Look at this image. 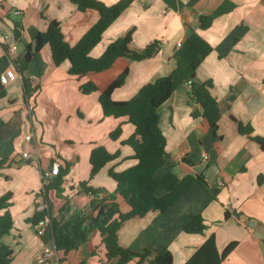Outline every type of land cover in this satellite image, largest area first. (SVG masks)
<instances>
[{
  "label": "crops",
  "instance_id": "0c3cea01",
  "mask_svg": "<svg viewBox=\"0 0 264 264\" xmlns=\"http://www.w3.org/2000/svg\"><path fill=\"white\" fill-rule=\"evenodd\" d=\"M101 1L111 5L118 0ZM223 3L233 4V8L201 30L199 15ZM98 18L97 10L81 11L70 0H0V34L9 40L6 43L0 37V76L15 74L4 83L7 95L0 99V159L10 161L0 168V196L12 192L14 220L10 232L2 237L13 249L10 264H42L37 258L45 244L27 219L37 208L43 174L55 161L62 167L65 160L72 163L63 176L64 195L72 209L90 212L116 187L109 169L120 171L136 163L133 148L122 143L134 126L124 122L121 136L110 138L109 133L124 119L104 116L100 91L84 94L80 86L93 80L104 88L128 66L125 83L112 93L114 100H127L137 95L143 84L174 69L176 43L193 31L213 47L197 68L195 80L212 81L211 94L220 108L218 127L213 132L205 117L192 116L200 106L189 103L190 85L178 87L158 108L159 125L167 140V159L158 173L173 171L180 177L204 173L208 185L194 183L164 213L149 211L127 219L118 230V242L135 251L167 246L173 253L172 264H184L213 234L219 253L229 242L237 241L221 264H264V146L251 138L264 137V0H133L105 30L91 55L98 57L130 28L134 29L132 49H144L154 40L160 41L158 49L151 57L119 58L110 69L84 76L69 74L67 60L55 65L49 44L36 53L27 50L53 19L60 22L65 39L75 44ZM12 43L17 45L13 57H29L26 75L38 85L29 102L23 98L22 76L10 59ZM239 122L251 125L252 133H241ZM28 134L31 139L26 138ZM96 145L118 151L119 156L91 177L89 159ZM24 151L30 156L23 157ZM219 180L224 186L218 185ZM82 181L99 189L100 195L84 191L79 185ZM48 197L53 214L58 216L66 199L58 197L54 189ZM117 201L122 212L130 210L122 197L117 196ZM226 210L230 213L227 218ZM198 214L206 223L204 232H185L183 226ZM247 221H254V226ZM105 252L101 233L95 231L77 249L66 255L60 252L61 263L111 264Z\"/></svg>",
  "mask_w": 264,
  "mask_h": 264
},
{
  "label": "trees",
  "instance_id": "16d2710c",
  "mask_svg": "<svg viewBox=\"0 0 264 264\" xmlns=\"http://www.w3.org/2000/svg\"><path fill=\"white\" fill-rule=\"evenodd\" d=\"M70 1L81 11L97 10L99 18L75 44H70L65 39L60 22L53 19L45 31L36 35L34 44L27 46L28 51L33 49L36 53L45 44H49L54 64L59 65L67 60L69 74L79 77L106 71L119 58L142 60L151 57L158 49L160 44L158 40L152 41L144 49H132L134 29L130 28L114 38L98 57L92 56L91 51L102 40L105 30L133 0H118L111 5L101 0ZM232 8L233 4L223 3L210 13L200 14L198 17L200 29L209 28L216 17L229 12ZM212 50V45L199 32L193 31L182 40V45L175 51L177 63L174 69L167 75L143 84L138 94L127 100H114L112 93L125 83L129 73L128 66H125L104 88L93 80H88L80 86L84 94L100 91L98 100L104 116L124 119L109 133L110 138L115 140L121 136L124 122L134 126L133 133L122 143L133 148L132 158L136 163L120 171L109 169L108 174L116 182V187L103 198L94 211L90 212L82 208L72 209L69 198L64 195L63 187V176L68 173L72 163L65 160L62 167L59 162V172L47 182L43 179V186L37 193V197H41L46 206L43 209L36 208L34 214L27 219L33 226L40 220H48L42 234H38L35 230L44 244L52 242L59 253L63 252L66 255L69 251L85 244L93 232L99 231L106 249L105 256L107 261L112 260L111 264H127L131 260H136L137 264L173 263V253L167 246H145L140 251L121 246L118 242V230L129 218L144 216L149 211L166 212L190 190L194 183L197 182L205 187L208 185L204 173H187L183 177L173 171L158 173L167 159V140L159 125L158 108L178 87L190 79L189 103L200 106V109L197 108L192 112V116L205 117L213 132H216L220 108L216 97L211 94L212 81L195 80L197 68ZM10 59L22 76L23 98L29 102L38 85L32 87L31 79L26 75L28 61L23 57ZM6 95L7 88L0 78V99ZM239 130L243 134L250 135L253 128L251 125L245 126L239 122ZM251 138L264 146V137L255 135ZM118 156V151L111 152L104 145L94 146L89 159L90 176L93 177ZM8 164L10 161L7 158L0 159V168ZM79 185L84 191L93 195L99 196L101 193L99 189L88 185L87 181H82ZM51 189L56 190L58 197L66 199L65 204L59 209L58 216L53 214V204L48 197ZM117 196L122 197L130 206L128 212L121 211ZM11 198L10 191L0 196V264H10L13 260L12 247L2 241V237L10 232L14 224L10 211ZM229 216L230 213L226 210L225 217ZM205 228L206 223L201 214L194 216L183 226V230L187 233H203ZM236 245L237 241H231L219 253L212 234L184 264H221ZM60 260H63V256ZM78 264H86V261L81 260Z\"/></svg>",
  "mask_w": 264,
  "mask_h": 264
},
{
  "label": "built area",
  "instance_id": "2783aa9c",
  "mask_svg": "<svg viewBox=\"0 0 264 264\" xmlns=\"http://www.w3.org/2000/svg\"><path fill=\"white\" fill-rule=\"evenodd\" d=\"M1 36L4 37V40L6 43L9 42L7 35H1L0 34V37ZM181 45H182V40H180L176 43L177 48H179ZM16 49H17L16 43H12L9 45L10 56L14 55ZM14 77H15V74H12L9 76H7V75H1L0 76L1 81L3 83H7L10 79H13ZM186 83H188L190 85L191 80L189 79ZM36 85L37 84L35 83V81L31 80V86L35 87ZM31 137H32L31 134H28L26 136L27 139H31ZM22 155H23V157H29L30 156L27 151H24L22 153ZM183 155H184V153H183ZM202 157L204 158V160H206L208 158V154L206 152H204L202 154ZM59 166H60L59 161H55L52 164L51 168L44 172L43 179L45 182L51 180L59 172ZM218 185L220 187L224 186V182L222 180H219ZM36 201H37V208L38 209H43L46 206V203L43 202L41 197H37ZM47 223H48V220L45 219V220H40L37 224L34 225V228H35V230H37L38 234H42L44 232V229H45V226ZM60 259H61V255L58 252V250L55 248V246L53 245L52 242L44 245V248L39 253L38 258H37L38 262L42 263V264H62Z\"/></svg>",
  "mask_w": 264,
  "mask_h": 264
},
{
  "label": "water",
  "instance_id": "95a60500",
  "mask_svg": "<svg viewBox=\"0 0 264 264\" xmlns=\"http://www.w3.org/2000/svg\"><path fill=\"white\" fill-rule=\"evenodd\" d=\"M28 59H29V57H26V60H28ZM247 224L250 226H254V221H247Z\"/></svg>",
  "mask_w": 264,
  "mask_h": 264
},
{
  "label": "rangeland",
  "instance_id": "374dc122",
  "mask_svg": "<svg viewBox=\"0 0 264 264\" xmlns=\"http://www.w3.org/2000/svg\"><path fill=\"white\" fill-rule=\"evenodd\" d=\"M11 15H12V16H15V15H14V12H13V10H12V13H11ZM19 16H20V15H19ZM19 16H18V17H19ZM128 125H130V124H128ZM3 168H4V167H3Z\"/></svg>",
  "mask_w": 264,
  "mask_h": 264
}]
</instances>
